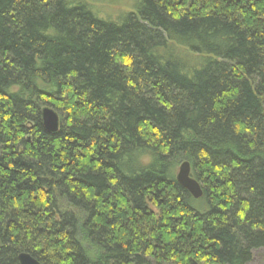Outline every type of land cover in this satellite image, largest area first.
<instances>
[{
	"label": "trees",
	"instance_id": "obj_1",
	"mask_svg": "<svg viewBox=\"0 0 264 264\" xmlns=\"http://www.w3.org/2000/svg\"><path fill=\"white\" fill-rule=\"evenodd\" d=\"M134 5L109 22L89 0H0V264L264 249V0Z\"/></svg>",
	"mask_w": 264,
	"mask_h": 264
},
{
	"label": "water",
	"instance_id": "obj_2",
	"mask_svg": "<svg viewBox=\"0 0 264 264\" xmlns=\"http://www.w3.org/2000/svg\"><path fill=\"white\" fill-rule=\"evenodd\" d=\"M41 124L43 130L48 134H55L59 127V117L50 108L45 107L41 110ZM176 181L185 189L191 197L198 199L201 197L199 185L190 177V167L187 162H183L176 173ZM18 264H40L27 254H20L17 258Z\"/></svg>",
	"mask_w": 264,
	"mask_h": 264
},
{
	"label": "rangeland",
	"instance_id": "obj_3",
	"mask_svg": "<svg viewBox=\"0 0 264 264\" xmlns=\"http://www.w3.org/2000/svg\"><path fill=\"white\" fill-rule=\"evenodd\" d=\"M135 1L138 2V0H89L91 5L90 8L95 14H97L99 18L109 22H118L121 17L133 11V9H135ZM176 57L181 60L180 62L182 63L183 57L179 54L176 55ZM177 171L178 167L176 173ZM253 256V261L250 264H264V249L259 250Z\"/></svg>",
	"mask_w": 264,
	"mask_h": 264
}]
</instances>
